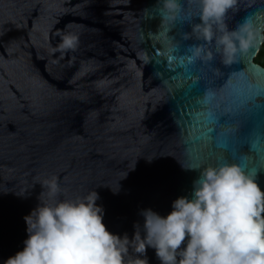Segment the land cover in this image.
Wrapping results in <instances>:
<instances>
[{
	"label": "water",
	"instance_id": "water-1",
	"mask_svg": "<svg viewBox=\"0 0 264 264\" xmlns=\"http://www.w3.org/2000/svg\"><path fill=\"white\" fill-rule=\"evenodd\" d=\"M157 3L0 0V264L23 249L24 217L39 203L97 192L108 230L129 238L132 264L143 258L132 243L135 231L144 235L141 211L166 216L176 198L192 197L204 168L236 164L264 190V122L252 105L230 103L234 89L264 80L255 62L264 40L225 65L190 24L162 23ZM181 3L199 23V0ZM246 19L264 36V0H237L224 24L234 30ZM69 33L77 47L56 50ZM200 44L213 59L190 62ZM223 138L249 148L232 155L216 147ZM52 177L55 196L41 187ZM146 258L160 264L152 248Z\"/></svg>",
	"mask_w": 264,
	"mask_h": 264
},
{
	"label": "clouds",
	"instance_id": "clouds-1",
	"mask_svg": "<svg viewBox=\"0 0 264 264\" xmlns=\"http://www.w3.org/2000/svg\"><path fill=\"white\" fill-rule=\"evenodd\" d=\"M236 4L237 0H199V23H193L181 0H158L156 7L162 23L190 24L205 44L215 43L222 62L230 65L258 38L264 40L247 19L236 29H227L225 17ZM213 26L220 36H215ZM78 42L76 35L65 34L56 50H74ZM188 58L212 60L213 54L204 44L192 45ZM41 187L52 196L59 191L55 177ZM98 198L93 191L76 201L39 203L24 217L23 249L3 264H125L129 238L108 230ZM140 214L144 235L135 231L132 243L143 258L138 256L132 264H148V248L155 250L160 264H264V190L255 173L236 164L204 168L193 182L192 197L176 198L166 216L152 209Z\"/></svg>",
	"mask_w": 264,
	"mask_h": 264
},
{
	"label": "snow or ice",
	"instance_id": "snow-or-ice-1",
	"mask_svg": "<svg viewBox=\"0 0 264 264\" xmlns=\"http://www.w3.org/2000/svg\"><path fill=\"white\" fill-rule=\"evenodd\" d=\"M245 67H248L253 73H256L258 71L255 68H252L251 65H245ZM243 69L234 71L242 72ZM258 98L261 100V103L259 104L256 103ZM230 103L233 105L234 108H238L240 106L247 107L248 105H252V107L248 109V111L252 112L254 116H256L261 122H264V80L258 83L255 87L241 86L234 89ZM215 120H217L216 115L208 114V123H211ZM223 122L224 118H220L219 123ZM216 147L223 149L224 151L232 155H238L242 149L246 151L249 148V146L244 143L243 139L240 138L232 140L223 138L217 140ZM245 159L248 158L245 157ZM259 159L261 163L264 164V149H261L259 153ZM252 162L255 163V161Z\"/></svg>",
	"mask_w": 264,
	"mask_h": 264
},
{
	"label": "trees",
	"instance_id": "trees-1",
	"mask_svg": "<svg viewBox=\"0 0 264 264\" xmlns=\"http://www.w3.org/2000/svg\"><path fill=\"white\" fill-rule=\"evenodd\" d=\"M255 62L264 66V42L261 46L260 52L255 58Z\"/></svg>",
	"mask_w": 264,
	"mask_h": 264
}]
</instances>
